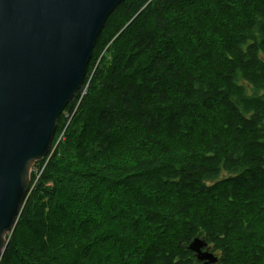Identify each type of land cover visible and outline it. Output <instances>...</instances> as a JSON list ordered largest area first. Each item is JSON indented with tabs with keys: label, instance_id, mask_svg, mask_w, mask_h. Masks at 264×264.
I'll use <instances>...</instances> for the list:
<instances>
[{
	"label": "trees",
	"instance_id": "trees-1",
	"mask_svg": "<svg viewBox=\"0 0 264 264\" xmlns=\"http://www.w3.org/2000/svg\"><path fill=\"white\" fill-rule=\"evenodd\" d=\"M52 145L0 264H264V0H124Z\"/></svg>",
	"mask_w": 264,
	"mask_h": 264
},
{
	"label": "water",
	"instance_id": "water-1",
	"mask_svg": "<svg viewBox=\"0 0 264 264\" xmlns=\"http://www.w3.org/2000/svg\"><path fill=\"white\" fill-rule=\"evenodd\" d=\"M124 0H0V258L52 149L59 116L84 84L97 40ZM200 264L219 256L190 243Z\"/></svg>",
	"mask_w": 264,
	"mask_h": 264
},
{
	"label": "rangeland",
	"instance_id": "rangeland-1",
	"mask_svg": "<svg viewBox=\"0 0 264 264\" xmlns=\"http://www.w3.org/2000/svg\"><path fill=\"white\" fill-rule=\"evenodd\" d=\"M126 10V8H121L120 9V12L121 11H125ZM115 11V10H114ZM113 11V12H114ZM108 30H110L109 28H108ZM101 46V45H100ZM100 46L97 48V51H99L100 53H101V51L103 50V49H101V50H99L100 49ZM97 53V52H96ZM99 53V54H100ZM84 91H86V88L84 89ZM61 138H63V135L61 134V136L59 137V139L57 140V143L61 140ZM55 141H56V139H55ZM57 143H56V145H57ZM52 147H53V145H52ZM53 149L54 148H52L51 149V151H50V153L47 155V156H49L51 153H52V151H53ZM41 160V159H40ZM35 169H37V165H36V161L34 162V163H32V166H31V168H30V190H29V192H31V190L32 189H34V185H36L37 183H36V179H37V176H36V174H37V172H35ZM37 171V170H36ZM39 176V175H38ZM34 177H35V179H34ZM36 183V184H35ZM28 196H29V193H28ZM27 200V199H26ZM26 202V201H25ZM24 202V203H25ZM23 207H24V204H23ZM22 212V211H21Z\"/></svg>",
	"mask_w": 264,
	"mask_h": 264
}]
</instances>
